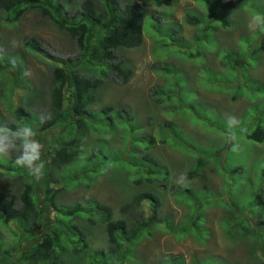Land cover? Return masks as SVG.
I'll use <instances>...</instances> for the list:
<instances>
[{"label": "rangeland", "instance_id": "374dc122", "mask_svg": "<svg viewBox=\"0 0 264 264\" xmlns=\"http://www.w3.org/2000/svg\"><path fill=\"white\" fill-rule=\"evenodd\" d=\"M64 1L69 13L73 14L81 0ZM171 5L172 11L169 6L147 5L148 12L143 17V43L119 52L132 64L133 77L126 84L105 83L98 90L99 102L94 105L95 108L104 103L130 107L142 124L138 128L140 132L152 134L158 141L156 153L162 165L174 164L168 165L171 170L169 182L176 183L190 167L193 160L184 159L186 149L194 158L190 170L193 169L196 175L186 181L195 199L187 195L184 202H176L173 191H166L154 220L157 228L136 246L135 252L142 259L136 264H155L166 253L183 257L187 264H192L196 258L210 263L264 264V141L248 138L243 132L252 131L258 125L264 129V32L256 27L254 19L257 15L264 16V0H219L211 2L210 6L201 0H173ZM198 5L203 9L204 18L212 9H219L230 24L226 27L218 25L221 22L218 17L188 24L185 13H196L195 10H200ZM161 11L160 26L177 23L178 37L182 44L188 45L180 43L181 46L167 47L164 42H159L153 49L154 38L164 36L161 32L149 34L156 23L151 15ZM164 12L172 14L164 19ZM7 27L11 28L0 27V33H4L0 34V61L24 56L25 63L20 69L22 74H17L11 65L0 67V85L7 89L5 92L12 91L11 108L23 102L43 119L48 116L49 109V63H55L52 56L61 60L73 57L77 53L75 43L32 9L26 11L18 23H10ZM32 35L46 52L25 49V38ZM164 38L168 39V36ZM28 88L36 93H31ZM155 89L157 91L153 93ZM11 112L12 109L9 112L0 103L4 121L12 120ZM61 130L62 127H54L44 133L46 138L43 139H39L38 131L34 132L31 139L40 145L37 163H42L46 154V141L53 143ZM95 137L90 134L89 140ZM119 137L120 133L117 137L107 138L111 149L123 150L124 144L120 143ZM162 139H166L165 143H160ZM188 141H191L190 145L185 146ZM0 143L7 142L0 136ZM234 143L239 145L236 152L232 151ZM236 167L240 169L236 170ZM123 186V180L116 181L102 174L93 183L64 191L60 201L95 197L117 210L130 196ZM202 193L208 194V200L202 202L205 204L202 207L204 234L208 237L203 243L198 234L191 231L193 235L183 236L186 230H182L185 218L191 212L195 213L196 203H201ZM257 193L260 195L256 196ZM142 205L144 215L152 216L153 209L148 202L144 201ZM227 210L236 217L235 225L236 222L244 225V230H237L238 223L230 239L221 226ZM167 217L172 221L170 227L165 222ZM90 231L93 240L101 237L99 229ZM4 237L7 241L8 235ZM251 241L254 248L250 250Z\"/></svg>", "mask_w": 264, "mask_h": 264}, {"label": "trees", "instance_id": "16d2710c", "mask_svg": "<svg viewBox=\"0 0 264 264\" xmlns=\"http://www.w3.org/2000/svg\"><path fill=\"white\" fill-rule=\"evenodd\" d=\"M218 1L201 0V3L210 6L211 2ZM171 3L173 0H81L70 14L64 0H0V27L11 28L7 25L18 23L24 13L32 9L46 17L57 30L65 32L77 49L73 57L65 60L52 56L55 63H49V109L48 116L43 119L25 107L23 102L11 108L12 91L5 92L7 89L0 85V103L9 112L12 109L13 115L10 121H4L0 115V136L9 145L8 154H0V264H136L142 261L135 252L136 246L157 228L154 220L166 191H173L176 202H184L187 195L195 199L191 187L169 182V166L174 164L162 165L156 153L158 141L152 134L140 132L138 128L142 124L130 107L111 103L94 107L99 102L98 90L105 83L126 84L133 77L132 64L119 52L124 48H137L143 43V17L148 12L147 5L152 4L156 8L169 6L172 11ZM198 7L200 10H195L196 13H185L184 19L188 24L195 25L201 20L205 22L206 18L216 17L221 21L218 25L226 27L230 24L219 9H212L204 18L203 9ZM152 13L156 23L149 34L161 32L164 37L168 36L165 39L157 35L159 38H154L153 49L159 42H164L167 47L182 44L177 23L169 22L167 27H161L159 16L162 11ZM171 14L164 12V19ZM23 44L26 50L46 52L33 35L25 38ZM9 59L0 61V67L11 65L17 74H22L20 69L25 57ZM30 89L31 93H36ZM25 127L38 131L39 139L46 138L44 133L54 127L63 128L53 143L46 141L42 174H37L39 178L33 174V169L15 163L22 151L20 137ZM243 132L248 138L264 141V129L260 125ZM119 133L123 150L111 149L107 138L117 137ZM90 134L96 137L89 140ZM165 140H160V143H165ZM190 143L185 142V146ZM186 153L184 159L194 161L187 149ZM190 167L186 168V178L196 175ZM102 174L116 181L123 180L125 192L130 195L117 210L95 197L60 201L64 191L93 183ZM202 194L201 203H196L195 213L191 212L185 218L182 230H186L183 236L193 235L192 232L198 234L203 243L208 237L204 234L205 204L202 202L208 200V194ZM144 201L153 209L152 216L144 215ZM232 214L227 210L221 221L229 239L238 223L237 230H244L242 222L235 225L236 217ZM170 219L165 218L169 227ZM95 228L101 232L98 240H93L90 231ZM5 234L8 235L7 241ZM250 244L251 250L254 242ZM191 263L225 262L210 263L196 258ZM155 264L187 263L181 256L166 253Z\"/></svg>", "mask_w": 264, "mask_h": 264}, {"label": "clouds", "instance_id": "9594fccd", "mask_svg": "<svg viewBox=\"0 0 264 264\" xmlns=\"http://www.w3.org/2000/svg\"><path fill=\"white\" fill-rule=\"evenodd\" d=\"M256 27L264 32V16L257 15L255 18ZM50 55V54H49ZM51 56V55H50ZM31 99V97H30ZM26 107V106H25ZM35 135L34 131L31 128H23V136L20 137L22 151L21 154L17 156L15 163L21 167H28L30 170L35 166L34 175L42 174L43 164L37 163L40 157V145L38 142L31 139ZM9 145L7 143H0V154L7 155L8 154ZM239 149V145L234 143L232 147V151L236 152ZM37 178L39 176L37 175ZM176 183L187 186L186 176L181 174L179 180Z\"/></svg>", "mask_w": 264, "mask_h": 264}]
</instances>
